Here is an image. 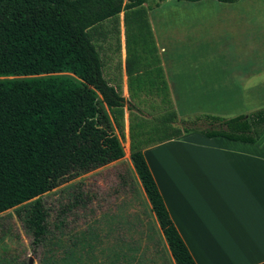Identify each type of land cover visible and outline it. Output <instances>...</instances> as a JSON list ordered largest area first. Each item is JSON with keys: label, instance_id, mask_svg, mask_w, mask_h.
Here are the masks:
<instances>
[{"label": "trees", "instance_id": "16d2710c", "mask_svg": "<svg viewBox=\"0 0 264 264\" xmlns=\"http://www.w3.org/2000/svg\"><path fill=\"white\" fill-rule=\"evenodd\" d=\"M152 1L0 0V213L29 201L21 221L32 250L48 231L41 195L120 159L114 126L121 108L141 113L103 78L87 29L121 10L142 3L150 9L163 0ZM190 123L181 124L183 133L254 142L264 133V107L228 118L201 114ZM143 145L133 142L129 160L168 254L173 264H195L139 149Z\"/></svg>", "mask_w": 264, "mask_h": 264}, {"label": "crops", "instance_id": "0c3cea01", "mask_svg": "<svg viewBox=\"0 0 264 264\" xmlns=\"http://www.w3.org/2000/svg\"><path fill=\"white\" fill-rule=\"evenodd\" d=\"M171 2L163 0L149 9L153 1L148 0L138 6L152 18L161 75L147 73V67L137 64L138 56L129 57L122 32L125 9L115 15L121 47L109 53L120 62V70L102 69L106 82L139 110L144 109L141 96L150 103L165 98L175 119L180 117V95L186 97L184 104H197L198 115L228 118L264 107V0L247 5L244 0H213L211 14L180 17L176 28L158 32L156 15ZM158 38L166 44L160 45ZM224 102L227 106L220 107ZM121 111L131 113L125 107ZM167 127L171 133L139 149L194 263L264 264V133L254 142H243L183 133L171 122Z\"/></svg>", "mask_w": 264, "mask_h": 264}, {"label": "rangeland", "instance_id": "374dc122", "mask_svg": "<svg viewBox=\"0 0 264 264\" xmlns=\"http://www.w3.org/2000/svg\"><path fill=\"white\" fill-rule=\"evenodd\" d=\"M244 1V5L259 3V0ZM212 2L200 0L187 6L185 1L172 0L158 11L155 27L159 32L164 28H176L180 17L209 15ZM151 19L142 7L124 11V45L130 48L132 60L138 56L137 64L147 67V73L155 70L160 74L157 68L160 63L158 44L150 25ZM86 34L101 60V70L106 73L120 70V62L109 55L121 47L119 17L93 24ZM158 41L160 45L166 44L161 38ZM262 74L260 72L255 77ZM159 91L162 93L164 88L159 87ZM185 98L179 97L178 119H175L172 104L169 105L165 98L159 103H150L142 96L140 103L144 109L140 110L141 113L131 110L128 116L118 115L120 122L114 129L121 141L123 156L41 195L48 231L37 249L32 250L31 234L21 221L27 213L29 201L0 213V264H28V259L31 264H173L128 160V152L135 141L146 144L171 133L168 122L180 127L181 124L191 126L190 122L199 116L195 112L197 104H184ZM225 106V102L220 105ZM196 126L203 124L197 122Z\"/></svg>", "mask_w": 264, "mask_h": 264}, {"label": "water", "instance_id": "95a60500", "mask_svg": "<svg viewBox=\"0 0 264 264\" xmlns=\"http://www.w3.org/2000/svg\"><path fill=\"white\" fill-rule=\"evenodd\" d=\"M31 260L30 259H28V264H31V262H30Z\"/></svg>", "mask_w": 264, "mask_h": 264}]
</instances>
